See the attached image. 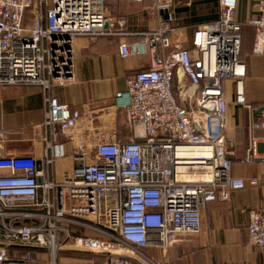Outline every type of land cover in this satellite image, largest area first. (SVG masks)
Returning a JSON list of instances; mask_svg holds the SVG:
<instances>
[{
  "label": "built area",
  "instance_id": "built-area-1",
  "mask_svg": "<svg viewBox=\"0 0 264 264\" xmlns=\"http://www.w3.org/2000/svg\"><path fill=\"white\" fill-rule=\"evenodd\" d=\"M106 1L0 0V87L35 85L46 92L40 158L0 155V264H58L70 242L98 252L101 240L82 237L83 231L124 256L95 264H158L145 249L196 237L204 205L227 201L242 186L231 174L234 138L226 134L223 90L225 80L245 76L237 0H217V18L195 27L190 48L173 50V1L157 0L163 16L156 28L127 34L150 63L126 78L125 137L101 133L66 150L79 119L92 113L60 103L50 89L73 76L75 38L110 34ZM254 7L253 52L263 54L264 0ZM237 94L236 104L253 112ZM257 130H264V111L249 124L245 164H264ZM66 158L74 165L57 176L56 163ZM259 182L264 175L252 184ZM246 228L247 242L263 247L264 207L249 210Z\"/></svg>",
  "mask_w": 264,
  "mask_h": 264
},
{
  "label": "crops",
  "instance_id": "crops-1",
  "mask_svg": "<svg viewBox=\"0 0 264 264\" xmlns=\"http://www.w3.org/2000/svg\"><path fill=\"white\" fill-rule=\"evenodd\" d=\"M172 1L174 20L171 36L174 45L171 50L176 46L190 48L195 27L217 18V0ZM256 1L237 0V18L242 24L239 58L244 63L245 76L238 82H223L227 100L226 134L234 138L231 174L242 186L231 192L229 200H215L204 205L201 209V231L196 237L166 248L145 249L144 253L158 264H264V246L249 244L246 228L249 210L264 207V183L252 184L254 179L263 177L264 164L259 161L242 162L250 142L249 124L264 111V53L253 52L255 30L248 23L255 18ZM156 3L157 0L139 3L107 0L106 15L110 20L105 29L110 34L74 39L73 76L64 85L54 83L50 94L81 113L88 108L92 115L90 120L84 116L79 119L74 140L66 141L67 151L78 140L88 144L90 136L96 137L101 133L116 131L118 137H125L126 78L146 69L150 63L147 50L143 47L139 53L141 44L136 37L127 34L156 28L157 20L163 16L156 9ZM117 93L121 95L116 96ZM237 93L246 103L253 105V112L236 104ZM45 97L46 92L35 85L0 87V155L40 158ZM82 129H89V133L82 135ZM139 133L140 129H137L136 134ZM255 135L262 141L264 130L255 131ZM73 165L69 158L58 161L57 176ZM81 235L95 236L89 231H83ZM78 252H84L78 244H67L58 264H83V259L73 256ZM92 257V263L88 264H95V257Z\"/></svg>",
  "mask_w": 264,
  "mask_h": 264
},
{
  "label": "rangeland",
  "instance_id": "rangeland-1",
  "mask_svg": "<svg viewBox=\"0 0 264 264\" xmlns=\"http://www.w3.org/2000/svg\"><path fill=\"white\" fill-rule=\"evenodd\" d=\"M94 238H96L97 240H101L100 241V244L97 246V249H98V252L96 253H89V252H78V253H73V256L75 257H79L81 259H83V262L85 263V260L86 259H91L93 258L92 255L95 257L94 259V262H98V261H101V260H104L106 259L107 257H110V258H118V257H124V256H121V254L116 251L117 250V247L116 245L110 243L108 240H106L105 238H102L100 236H97L95 235ZM70 243H73V242H70ZM103 250H107V251H110L111 254H107V253H104ZM63 253L61 252L60 253V256H62ZM91 255V256H90ZM92 260V259H91ZM82 262V263H83ZM83 263V264H84Z\"/></svg>",
  "mask_w": 264,
  "mask_h": 264
}]
</instances>
